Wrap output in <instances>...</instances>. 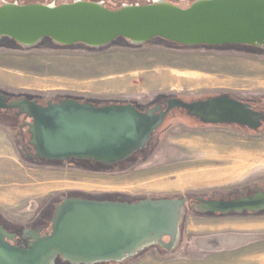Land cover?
I'll return each mask as SVG.
<instances>
[{"label": "rangeland", "instance_id": "374dc122", "mask_svg": "<svg viewBox=\"0 0 264 264\" xmlns=\"http://www.w3.org/2000/svg\"><path fill=\"white\" fill-rule=\"evenodd\" d=\"M73 1L0 0V5ZM84 1L103 2L108 9L117 10L124 4L144 5L149 0ZM195 1L166 0L183 8ZM0 88L47 98L61 95L102 104L99 106L136 104L148 108L169 97L199 100L223 94L262 103L264 50L250 46L183 48L163 39L141 46L118 39L104 48L89 49L59 46L48 38L24 49L1 39ZM168 128L169 135L154 136L145 150L114 169L87 163L39 167L0 131V212L12 222L26 223L38 206L67 193L135 201L196 199L250 184L264 187V135H239L229 127L198 130L188 124ZM250 222L254 224L212 226L210 221L191 216L186 230L182 225V233L187 240L228 231L264 234V217ZM192 239L189 245L182 244L164 256L156 249L147 250L134 264H199L206 258L224 264L246 253L264 252L262 241L238 252L205 254L195 249L196 240Z\"/></svg>", "mask_w": 264, "mask_h": 264}, {"label": "water", "instance_id": "95a60500", "mask_svg": "<svg viewBox=\"0 0 264 264\" xmlns=\"http://www.w3.org/2000/svg\"><path fill=\"white\" fill-rule=\"evenodd\" d=\"M186 1V0H181ZM14 40L30 49L43 39L63 47L103 48L117 39L133 46L163 39L184 47L250 46L264 49V0H197L188 8L149 0L124 4L117 10L103 2L75 0L61 5L3 2L0 5V40ZM208 100L168 101L140 111L133 104L97 106L65 99L46 107L21 100L17 108L33 121L28 124L36 157L48 162L93 161L105 167L130 160L145 150L156 131L170 126L174 109H186L208 125L239 124L255 128L260 114L228 96ZM159 113V114H156ZM170 119V120H169ZM32 159V157H30ZM108 196V195H105ZM201 213H258L264 193L235 202L203 201ZM187 199L143 198L133 202H97L66 199L57 206L52 233L31 235L28 250L12 246L0 226V264H55L61 256L71 264L122 263L139 252L160 246L172 252L180 238ZM169 238V243L164 242ZM264 241V234L224 233L196 240L195 249L228 253Z\"/></svg>", "mask_w": 264, "mask_h": 264}, {"label": "flooded vegetation", "instance_id": "af4514ba", "mask_svg": "<svg viewBox=\"0 0 264 264\" xmlns=\"http://www.w3.org/2000/svg\"><path fill=\"white\" fill-rule=\"evenodd\" d=\"M256 48V47H255ZM260 50H264L263 47L257 48ZM228 96L229 98L236 99L238 101H241L249 106H251L252 110L256 113L260 114V120L259 124L255 127H249V126H243L239 124H220V125H208L200 122L195 117H192L186 109H174L172 110L166 117L165 120H168L169 115H172V118L170 120V126L168 129H171L172 127L179 125L180 127L185 126V124H188L190 127L198 130H205L208 128H221V127H229L233 130H230L232 132H235L239 135H264V101L262 103L255 102L248 99H241V98H234L230 95H218V97ZM217 97V96H216ZM179 99L184 102H193L194 100H187L183 98L178 97H169L164 98L160 101H158L156 104H154L151 107L148 108H138L142 112H146L147 110L154 108L156 106H161L162 111H165L168 107V101L171 99ZM64 96L59 95L58 97H50L47 98L43 95L38 96H32V95H26V94H18L14 91L2 89L0 88V131L2 134L6 135L8 138H11L14 140L16 144V148L19 152L26 155L28 159L32 163H36L39 167L44 165H50V164H61V165H70L72 163L74 164H81V163H87L88 165L98 167L101 164L93 162V161H77V160H69L66 162H48L43 159H38L36 157V150L34 147L30 145L31 142V134L29 133V127L28 124L32 123V119L29 118L25 114H21L20 110L17 108H9L13 105L14 102L21 101V100H29L32 102H36L37 105L46 107L49 102L52 103H58L62 100H65ZM209 98L199 99V100H208ZM76 100V99H75ZM79 101V100H77ZM80 103H84L83 101H79ZM96 105V104H95ZM98 106V105H97ZM159 114V113H156ZM229 130V129H228ZM170 132L168 130L163 131H156L153 135H169ZM32 157V159L30 158ZM132 159V158H131ZM130 159V160H131ZM130 160L124 162L127 164ZM93 163V164H92ZM121 163V164H124ZM120 164L115 166H109L106 168H117ZM102 167L104 165H101ZM264 193V187L256 185V184H250L245 187H242L237 190H232L228 193L224 194H217L212 195L208 197H202L201 199L203 201H217V202H235L238 201L244 197H253L259 192ZM66 199H82V200H89V201H97V202H133L134 200L125 199L123 197H116V196H88L81 193H67V194H61L60 196L53 197L49 199L43 206H38L35 211V216L26 223H15L10 220H8L1 212H0V226L3 227L4 230L8 232L11 238H7V241L14 247L20 248L22 250H28L31 248L32 244L34 243V240L32 239L31 235L35 233H39L41 237H46L52 233V226H53V218L56 213L57 206L62 204ZM200 198L196 199H187L188 205L185 208V212L183 215V220L180 225L181 229V238L179 241V244L176 249H179L182 244L189 245L191 243V239L197 240V237H192L190 240H187L186 233H182V225L185 226L186 230V222L189 217L193 216L197 219H202L204 221H210V225L214 226H220L224 225L226 223H234V222H248L250 220H257L262 217H264V210L259 211L258 213L248 212L244 211L242 213H237L235 211L230 212L229 214H221V213H201L196 210V206L199 205L201 202L199 201ZM232 232V231H228ZM227 233V232H225ZM199 238V237H198ZM192 239V240H193ZM169 238H165L164 242L166 244L169 243ZM261 243V242H260ZM264 243V242H263ZM195 245H197V242H195ZM258 244L251 245L247 248L253 247ZM156 249L157 251H160L159 254L163 255L169 254V251L160 246H153L151 248H147L141 252H139L134 257H129L127 260H125L122 263L117 262H100L96 264H134L136 260H138L141 257V254L144 253L147 250ZM245 249H240L239 251H242ZM238 252V251H237ZM55 264H71L67 261H64L61 256H59L55 260Z\"/></svg>", "mask_w": 264, "mask_h": 264}, {"label": "crops", "instance_id": "0c3cea01", "mask_svg": "<svg viewBox=\"0 0 264 264\" xmlns=\"http://www.w3.org/2000/svg\"><path fill=\"white\" fill-rule=\"evenodd\" d=\"M251 224H254L253 222L246 223V225L250 226ZM236 230H238L236 228ZM227 233H238V232H227ZM218 234H224V233H218ZM210 235H216V234H210ZM207 235V236H210ZM204 236V237H207ZM203 238V237H200ZM199 239V238H197ZM197 250V249H196ZM199 251V250H198ZM202 252V251H201ZM205 253V252H202ZM205 254H212V253H205ZM206 258V260H202V263L199 264H220L215 261H210ZM224 264H264V252H258L254 254L246 253L244 255H241L239 257L232 258L231 261L225 262Z\"/></svg>", "mask_w": 264, "mask_h": 264}, {"label": "trees", "instance_id": "16d2710c", "mask_svg": "<svg viewBox=\"0 0 264 264\" xmlns=\"http://www.w3.org/2000/svg\"><path fill=\"white\" fill-rule=\"evenodd\" d=\"M105 5H106V3H105ZM192 5V3L191 4H188L187 6H186V8H188V7H190ZM107 7V6H106ZM108 8V7H107ZM113 9V8H112ZM116 10V9H115ZM4 39H8V38H4ZM120 39H122V38H120ZM8 40H11V39H8ZM48 40H50L51 42H52V40L51 39H48ZM118 40V39H117ZM122 40H125V39H122ZM12 42H14V43H16L14 40H11ZM125 41H127V40H125ZM115 42V41H114ZM129 44H130V42L129 41H127ZM168 42V41H167ZM171 43V42H170ZM147 44V43H146ZM174 44V43H173ZM110 45V44H109ZM83 46V45H82ZM108 46V45H107ZM106 47V46H105ZM180 47H183V48H188V47H184V46H180ZM208 47V46H207ZM104 48V47H103ZM89 49H91V48H89ZM73 99V98H72ZM76 99V98H75ZM76 100H79V101H81L80 99H76ZM94 103V102H93ZM96 105H102V104H100V103H96ZM136 105V104H135ZM136 107H139V108H141L139 105H136ZM93 164V163H92Z\"/></svg>", "mask_w": 264, "mask_h": 264}]
</instances>
